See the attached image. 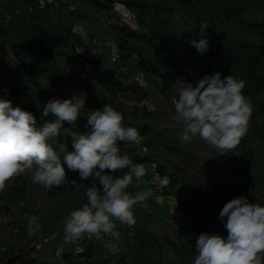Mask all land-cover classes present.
Masks as SVG:
<instances>
[{
    "label": "rangeland",
    "instance_id": "374dc122",
    "mask_svg": "<svg viewBox=\"0 0 264 264\" xmlns=\"http://www.w3.org/2000/svg\"><path fill=\"white\" fill-rule=\"evenodd\" d=\"M149 1L162 2V0ZM255 1V4H251L250 2L246 3L245 0H221L220 8L225 11V9H233L239 4H243L241 14L246 17L248 22H253L260 20L263 15L258 0ZM166 4L177 6L180 13L187 18L188 24L185 26V29L187 30L188 40H190V38L199 40L201 38L199 35V26L201 22L191 8L189 0H167V2H164V5ZM79 12L85 15L83 20L79 21V23L86 26V34H90L89 36L92 37L95 35H102L104 40L111 35L110 31L114 24L125 26V23H127L120 15L118 16L114 12L103 15L101 11L92 4L91 0H56L55 5L51 9L39 10L36 8L33 12L31 21L33 23H39L48 29L50 40L47 42V46L53 52H58L59 54L57 55L56 53L55 56H50L49 60L48 58L46 59L49 64L47 73L51 78L49 81H46L43 79L44 77H42L41 85L35 90H32V84L27 81L25 72L21 73V71H17L14 82L8 75L10 71L7 70L10 65L7 63H10L12 58L7 57L1 46H9L15 36L12 34V28L9 25H0V62L5 66L6 70L4 71L5 73H0V78L9 81V83L0 82V98L10 99L14 107L20 105V103L26 99H28L27 101L29 102H36L39 105L46 106L47 102L54 97L65 99L75 95L69 91L58 89L56 84L59 80L68 79L70 71L74 68L73 66V68L69 69L63 65L66 64V61L69 62L72 55V44L76 40L74 35L67 38L68 28ZM226 14L216 22V27L212 33H206L209 39V50L207 53L201 55L194 47L196 57L192 62L184 65L186 76L182 78L185 82H192L195 86V83L199 79L209 74H215L216 72H220L222 78L232 75L237 79L234 64L231 58L226 56L223 46L227 38H232L234 40L249 39L254 40L258 44L264 43V31H252L249 28L241 27L240 24L236 22V18L233 17V20H229ZM129 29L145 32L147 27L134 24ZM99 47L103 51L102 66H97L94 73L99 84L105 85L106 82L111 81L113 71H115L116 74L117 67L120 63L112 61L109 47L101 43H99ZM6 57L7 60L4 62ZM73 61H75V59L71 58V63ZM54 63L61 65V69H51L50 65ZM161 63L162 62L159 61V64ZM212 63L214 65L210 67ZM134 77H137L138 82L142 85L148 86L151 91L149 99L144 98L140 103L142 108L151 113L149 117L145 120H141L138 124L142 126V133H144L145 137L149 138L151 136L150 134L155 130L161 131L164 135L165 146L169 142L170 145L174 146V149H171V151L166 150V148L162 150L161 147H157L155 153L158 154L160 164L165 163L167 159L171 167L173 166L177 169L185 168L187 171L205 172L207 173L206 175H211L215 182L226 185L241 196L246 197L247 194L250 193L260 202L264 201L262 183L253 182L248 176V173L251 174L253 170L250 163L254 160H260L259 162L264 166V137L261 136L259 132V125L263 121L261 117L252 118L251 115L248 132L244 137L247 142L255 147L252 151H245L237 147L232 153L219 155L216 149L209 147L199 137L193 138L191 143H183L181 141L180 135L183 130V122L175 119L176 113L173 104V98L177 99L178 95L175 87L172 86V83L168 79L164 80L158 78V81L155 82L149 75L142 76L139 73H134ZM160 87H164L165 91L163 92ZM46 89L49 91H46ZM105 93L107 97L106 104H110V94L107 93V91ZM136 103V101H131L128 104L129 106H135ZM106 104L101 106V109ZM257 106L258 105L253 104V110ZM92 110H95L93 106L85 101L84 109L71 131H76L78 133L80 131H89L90 129L85 127L87 123L86 115ZM154 111L156 113H154ZM121 113L125 116L124 111ZM71 140L72 138L70 136L66 138L64 136L63 138L66 144ZM143 141L144 138L142 139V142ZM50 143L52 142L50 141ZM57 143L58 138L56 142L53 143V146ZM131 145L132 144L128 145L122 143L119 147L122 152H128L129 149L132 148ZM167 146V148H171L169 145ZM57 151L59 152V148ZM71 151H74V148H72ZM152 152H154V150H152ZM61 162L65 168L69 184L62 185L58 188L54 187L53 190L48 191L37 184H33L30 174L25 173L21 177L9 181L5 191L0 192V264H6L9 258L19 255L23 256V261L19 264H53L55 262L54 251L60 239L51 241L40 252L34 251L31 247V243L40 235L55 227L64 228L65 217L70 211L87 202L85 196L86 190L91 187L93 183L97 186L99 185L98 181H92L91 178H89L84 180L82 186L79 188L71 186L70 182L73 179H75L78 184L81 183L79 173L78 171L68 169L67 164L63 160V155H61ZM244 168H247L248 172H244ZM255 171L259 172V170ZM259 174L261 175L262 173L259 172ZM10 188L22 189V201L10 197ZM182 200L186 203V205H182V207H180L179 204L180 199L168 197L163 205H158L159 203L153 200L155 203L153 207L142 208L144 211L143 216H145L143 220L145 221L146 219L153 223L150 228L154 232L162 237L163 240L168 236L190 252L189 254L179 255L168 247L164 255L165 264H193L196 254L197 239L199 235L202 234L199 228L194 225L195 221L198 223L197 220L202 222V218L198 216L193 204L185 195H183ZM165 214H172L174 218H168ZM32 216L37 217L42 227L36 235L29 236L27 233V221ZM182 217L186 219L188 227L184 230L185 235L179 239L177 237V232L181 231L183 223ZM143 220L140 219V221ZM214 233L225 238L227 237V230L224 224L223 226L219 225ZM164 242L165 240L163 243ZM119 244L121 250H127L128 245L125 237L121 238ZM66 245L68 246V244ZM104 255L111 260V264H117L118 257L116 256L118 255H111L106 251ZM126 262V264H138L130 256H126Z\"/></svg>",
    "mask_w": 264,
    "mask_h": 264
},
{
    "label": "clouds",
    "instance_id": "9594fccd",
    "mask_svg": "<svg viewBox=\"0 0 264 264\" xmlns=\"http://www.w3.org/2000/svg\"><path fill=\"white\" fill-rule=\"evenodd\" d=\"M207 30V21H202L201 38L189 40L201 55L209 50ZM172 86L178 95L173 100L175 119L183 122L181 141L191 143L199 137L219 155L232 153L246 136L253 112L243 95L245 82L232 75L222 78L216 72L199 79L195 86L182 77ZM85 101L86 93L50 99L42 115L51 113L56 119L38 126L32 112L14 107L10 99L0 98V192L5 191L9 181L25 173L30 174L33 184L48 191L69 184L61 162L63 155L68 169L78 171L81 179L79 184L73 179L71 186L79 188L89 178L100 185L98 188L93 183L85 192L87 202L65 217V239L101 234L119 238L116 222L134 225V206L147 208L146 201L154 195L152 187L135 195L127 191L133 178L141 181L147 170L143 164L134 163L127 152H121L119 145L140 146L143 138L136 127L124 125L123 114L110 104L86 115L85 127L89 131L78 133L65 128V122H77ZM62 128L65 138H72L74 151H68L65 143L58 144L59 152L53 147ZM125 169L128 171L124 172ZM118 172L123 174L112 175ZM157 180V188H166L170 183L167 175ZM146 183L151 185L153 181ZM219 216L226 218L227 237L200 234L193 264H264V206L239 196L228 201ZM41 227L37 217L28 219L29 236L36 235Z\"/></svg>",
    "mask_w": 264,
    "mask_h": 264
},
{
    "label": "trees",
    "instance_id": "16d2710c",
    "mask_svg": "<svg viewBox=\"0 0 264 264\" xmlns=\"http://www.w3.org/2000/svg\"><path fill=\"white\" fill-rule=\"evenodd\" d=\"M6 1L7 0H5V4ZM245 1L251 4H255L256 2L255 0ZM91 2L103 15L113 12V3L120 2L136 16L139 26L147 27V30L142 32L140 30H130L129 28H131V26L127 23H125V26L114 24L110 31L111 35L107 38L116 42L120 54V59L117 61L120 63V67L118 66L116 70V74L119 78H117L116 84L109 90L111 97L110 105L120 112L124 111V125L126 127H136L140 131L142 138H144L141 145H147L151 151L149 155H139L135 149L136 145L132 144V148L127 152L134 163L143 164L147 170V174L142 179L143 183L141 185L132 184V186L127 189L131 195H135L138 190H144L146 187H150V185L146 183L150 177L147 162L153 156L159 161L158 154L155 153L157 147H161L162 150L166 148V150L171 151V149H174V146L170 145V142L167 145L171 148H167V145V147L165 146L164 135L161 131L155 130L156 132H152L149 138L145 137L144 133H142V126L138 124L141 120H145L149 117L151 113L142 108L140 103L144 98L149 99L151 91L148 86H144L138 82L137 77H134V73H143L145 76L149 75L155 82L158 81V78L164 80L168 79L173 84L178 77L186 76L184 65L194 60L196 52L195 48L189 43L187 30L185 29V26L188 24L187 18L180 13L177 6L173 4L164 5V2H167V0H162V2H152L149 0H91ZM189 2L200 22L207 21L208 33L213 32L216 27V22L226 13H228L226 15L229 20H233V17L236 18V22H238L241 27L249 28L252 31H264V0H258L263 15L260 20L253 22H248L246 17L241 14L243 4H239L233 9H225L224 11L220 8L221 0H189ZM15 5L14 9H17L19 12L13 9L12 20L9 25L14 27L16 33H21L20 22L24 21L26 23L24 18L30 7H32V10H35L37 6L35 0H27L26 3H20L18 6ZM53 6L54 5L45 10L51 9ZM84 17L85 15L83 13H77L76 18L68 28L67 38L72 37V35L76 37V40L72 44L73 54V47L75 43L79 41L80 37L72 32V27L83 20ZM26 31L31 33V37L23 32L22 39L19 35L18 37L20 39L14 38L9 45L16 60L22 62L23 59H21V57L24 54L25 56L31 55L33 57L32 59L35 58L39 61L43 54L47 56L51 54V50L45 45L50 40L48 29L39 23L32 22L27 26ZM223 46L226 56L231 58L234 64L237 79L245 82L243 95L251 105H258L252 112V118L261 117L263 119L262 123L259 125V132L260 135L264 137V43L258 44L254 40L249 39L234 40L232 38H227ZM75 56L79 57L78 55ZM134 56L135 60L133 59ZM159 61L162 63L159 64ZM99 63V60H97L96 66H98ZM213 65V63L210 64V67H213ZM40 69L41 66L35 62H32L30 67L27 68V77L34 84L36 83V75ZM80 81L83 82L82 85L87 89L94 90V86L90 83L82 80ZM0 82L9 83V81L3 78H0ZM114 86H117V88L115 89ZM160 88L163 92L165 91L164 87ZM117 90L121 91L120 96L117 95ZM103 93L106 95L105 91H103ZM27 100L28 99L23 100L18 106L26 111L32 112L36 117L38 126H42L45 121L56 119L51 113H49L48 116L42 115L43 108L45 107L44 105H39L36 102H29ZM131 101L137 102L135 106H129L128 103ZM104 104H106V102ZM93 108L97 110L101 109V106H93ZM154 113L156 112L154 111ZM75 124L65 122L64 127L71 130L74 128ZM63 138L64 129L62 128L61 135L58 137V143L53 146L56 150L58 149V144L64 142ZM64 143L66 144V142ZM66 145L67 149L71 151L73 148L72 140ZM238 147L245 151H252L255 148L252 144L247 142L244 137ZM152 150H154V152H152ZM259 161L254 160L250 163L253 170L251 174L248 173V176L253 182H261L264 189V166ZM168 162L169 160L166 159V162L161 163L159 168L162 176L167 175L170 179V183L164 192L165 196L167 198L171 196L180 199L179 204L180 207H182V205H186L182 200L183 195H185L193 204L198 216L202 218V222L197 220V223L195 220H192L195 221V224H192L197 226L202 233H214L219 225L223 226L226 222V219L220 218L219 216L223 206L231 199L241 195L235 190L228 188L226 185L218 184L211 175H206L207 173L205 172L187 171L185 168L177 169L173 166L171 167ZM254 169L259 170L262 174L260 175L259 172ZM127 171L128 169L124 170V172ZM244 172H248V169L244 168ZM122 174L123 173L119 172L112 173L114 176ZM97 187L100 188V185ZM9 192L10 197L22 201L23 191L21 188H10ZM246 197L250 202L264 206V201L260 202L250 193H248ZM152 199L153 197H149L146 201L149 208L153 207V204H155V201L153 202L154 199ZM142 208L144 207L140 205H136L133 208L136 220L134 225H121L118 221L116 222V230L120 232L121 237H125L128 245L127 250L119 254L110 253L111 255H118L116 256L118 257L117 264H126V256H130L138 264H165L164 255L168 247L179 255L190 253L168 236L164 239L165 242L163 243V238L150 229L152 223L146 219L145 221L143 220L145 216H143L144 211ZM165 215L168 218H174L172 214ZM140 219L143 221H140ZM186 227H188V224L186 223V219L183 218L181 231L177 232V237L179 239L185 235L184 230ZM59 228L60 227H55L48 232ZM61 239L62 238H60V240ZM84 246L85 250L80 255L69 252L65 253V257L70 264H111V260L104 255L105 251L108 252L107 250L96 245L93 241H86ZM22 261L23 256L19 255L9 258L6 264H19Z\"/></svg>",
    "mask_w": 264,
    "mask_h": 264
},
{
    "label": "built area",
    "instance_id": "2783aa9c",
    "mask_svg": "<svg viewBox=\"0 0 264 264\" xmlns=\"http://www.w3.org/2000/svg\"><path fill=\"white\" fill-rule=\"evenodd\" d=\"M35 2L37 8H39L40 10H45L52 5H55L56 0H35ZM0 3L1 6H4L5 0H0ZM124 11L132 17L133 13L128 10L124 4L120 2L113 3V12H115L117 15H120L125 22L133 26L134 21L127 19L124 14ZM72 32L76 36L80 37L79 41H77L73 47L74 54L80 57L82 73L84 74L85 79L88 80V83L94 86V90L87 89L85 86L82 85L83 82L75 79L60 80L57 82V88L69 91L71 93H74L75 95L80 93H86V102L92 106L100 107L106 102V95L103 93V89L101 88V86L97 83L94 73L96 68V62L97 60H99V49H97L98 40L93 39L90 41L87 38L86 26L82 23H77L73 25ZM107 44L110 46L111 49L112 60L114 62L119 61L120 54L116 42L111 39ZM133 59L135 60V56L133 57ZM4 71L5 66L0 62V73H3ZM141 75L143 76L144 74L141 73ZM114 87L115 89L117 88V86ZM120 94L121 91L117 90V95L120 96ZM174 99L176 98H173V100ZM135 147L136 152L139 155L151 154V151L147 145H140ZM147 165L150 176L149 180L153 181V183L150 185V187L153 188L154 192V195L152 197L155 202L163 204L167 198L164 194L166 188H157L156 186L158 183L157 178L162 177V173L159 170L160 163L155 158V156H153L151 159H149ZM60 238L62 239L60 240L59 244L57 245L54 251L55 262L53 264H70L65 257V253L69 252L75 255L82 254L85 250L84 243L86 241H93L96 245L101 246L111 254H116L120 250V237L114 238L108 235L101 234L98 237L84 235L81 238L66 240L64 228L61 227L57 230H52L51 232L40 235L31 243V247L34 251L40 252L51 241L59 240ZM66 244H68V246Z\"/></svg>",
    "mask_w": 264,
    "mask_h": 264
},
{
    "label": "crops",
    "instance_id": "0c3cea01",
    "mask_svg": "<svg viewBox=\"0 0 264 264\" xmlns=\"http://www.w3.org/2000/svg\"><path fill=\"white\" fill-rule=\"evenodd\" d=\"M27 2V0H7L6 1V4L4 5V6H0V25L2 24V26L3 25H9L10 24V21L12 20V13H13V11L15 10L16 12H19L17 9H14V5L15 6H18V4H20V3H26ZM8 5V6H7ZM14 9V10H13ZM73 9V8H72ZM33 11L34 10H32V7H30V9H29V11H28V13H27V15L25 16V18H24V20L26 21V23L24 22V21H21L20 22V26H21V28H20V30H21V33H16L15 31H14V27L13 26H11V25H9L11 28H12V34L15 36V38H17V39H22L23 38V35L22 34H24L23 32H25V34L26 35H29V36H31V33H29L28 31H26L27 30V26H29L31 23H32V21H31V19H32V17H33ZM103 26V25H102ZM5 27V26H4ZM24 30V31H23ZM23 31V32H22ZM20 35V36H19ZM90 34H87V38L91 41V40H93V39H96V40H98V43H97V49H99V65H98V67H100V66H102V58H103V51H102V49H100V47H99V43H101L102 45H105L106 47H109L110 48V46L107 44L108 42H109V40H111V39H105L104 40V37L102 36V35H95V36H89ZM20 38H19V37ZM1 43V42H0ZM46 46H47V43L45 44ZM48 47V46H47ZM1 48H2V50L6 53V55H7V57H11L12 58V60L10 61V63H7V64H9L10 65V67L8 68V70L7 71H10V72H8V75L11 77V79H12V81L14 82L15 81V79H14V77H15V74H16V72L18 71V72H20L21 71V73H24L25 72V76H26V78H27V81L28 82H30L32 85L31 86H33V89L32 90H35V89H37V88H39V86L41 85V82H42V77H44L43 79L44 80H46V81H49L50 80V76L48 75V73H47V69H48V67H49V64H48V60H49V57L50 56H55L56 55V53H57V55L59 54L58 52H53L49 47V49L51 50V54L50 55H45V54H43L42 56H41V59L39 60V61H37L35 58L34 59H32L33 57L31 56V55H29V56H25L24 54L22 55V57H21V59H23L22 60V62H20V61H18V60H16L15 59V57H14V55H13V53H12V51L10 50V48H9V46H1ZM111 50V49H110ZM12 55H11V54ZM64 54V53H63ZM112 55V54H111ZM110 55V56H111ZM7 57H6V59L4 60V62H6V60H7ZM48 58V60L46 61V59ZM71 58H73V59H75V61H73L72 63H71ZM111 59H112V57H111ZM113 61V60H112ZM32 62H35V63H37L38 65H40L41 66V69H40V71L38 72V74L36 75V83L34 84L33 82H31L29 79H28V77H27V68H29L30 67V64L32 63ZM66 64H64L63 66H65L66 68H73V66H74V68L72 69V71H70V75H68L69 76V80H82V81H84V82H88V80L87 79H85V76H84V74L82 73V66H81V59H80V57H77V56H75L74 54H73V52H72V55H71V57H70V60H69V62H65ZM8 66V65H7ZM51 66V69H61V65H58L57 63H54V64H51L50 65ZM97 67V66H96ZM7 69V68H6ZM96 69V68H95ZM6 71V70H5ZM5 73V72H4ZM95 78H97L96 77V75H95ZM117 78H119L118 77V75L117 74H115V71H113V76H112V79H111V81H108V82H106L105 83V85H101V84H99L100 86H101V88L102 89H104V91L106 92L107 91V93H110V91L109 90H111V87L114 85V84H116V82H117ZM62 80H65V79H62ZM96 80H98V79H96ZM60 81V80H59ZM58 82V81H57ZM97 83H99L98 81H97ZM57 85V84H56ZM110 88V89H109ZM59 89V88H58ZM46 91H49V90H47L46 89ZM129 145V144H128ZM143 183V180H141V181H137L135 178H133V182H132V184H135V185H141ZM139 191H143V190H138V192ZM170 198H174V197H171V196H169ZM153 224V223H152ZM151 227V226H150ZM151 229V228H150ZM152 230V229H151ZM120 237V236H119ZM122 238V237H121ZM120 251L121 252H123L124 250H121V248H120V250H119V252L117 253V254H119L120 253ZM167 252V251H166Z\"/></svg>",
    "mask_w": 264,
    "mask_h": 264
},
{
    "label": "bare ground",
    "instance_id": "6f19581e",
    "mask_svg": "<svg viewBox=\"0 0 264 264\" xmlns=\"http://www.w3.org/2000/svg\"><path fill=\"white\" fill-rule=\"evenodd\" d=\"M124 14H125V16H126L127 19L133 20L132 17H131V15L127 14L125 11H124Z\"/></svg>",
    "mask_w": 264,
    "mask_h": 264
},
{
    "label": "water",
    "instance_id": "95a60500",
    "mask_svg": "<svg viewBox=\"0 0 264 264\" xmlns=\"http://www.w3.org/2000/svg\"><path fill=\"white\" fill-rule=\"evenodd\" d=\"M132 18H133L134 24L136 25V17H135V15L132 14Z\"/></svg>",
    "mask_w": 264,
    "mask_h": 264
}]
</instances>
